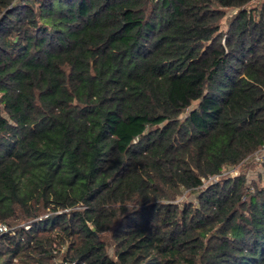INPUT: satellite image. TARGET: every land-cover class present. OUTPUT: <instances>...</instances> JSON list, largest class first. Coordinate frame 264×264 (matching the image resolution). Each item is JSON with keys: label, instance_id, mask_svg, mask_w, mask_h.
Masks as SVG:
<instances>
[{"label": "trees", "instance_id": "16d2710c", "mask_svg": "<svg viewBox=\"0 0 264 264\" xmlns=\"http://www.w3.org/2000/svg\"><path fill=\"white\" fill-rule=\"evenodd\" d=\"M263 145L264 0H0V264H264Z\"/></svg>", "mask_w": 264, "mask_h": 264}, {"label": "rangeland", "instance_id": "374dc122", "mask_svg": "<svg viewBox=\"0 0 264 264\" xmlns=\"http://www.w3.org/2000/svg\"><path fill=\"white\" fill-rule=\"evenodd\" d=\"M255 1V0H254ZM234 12L233 9L226 10V17L230 16ZM225 20V19H224ZM222 28H225V22L222 23ZM257 159V158H256ZM258 160V159H257ZM259 169V160H249L248 162L239 163L234 167L225 168L222 175L230 174L234 176L240 172H245L249 179L255 178L257 176V171ZM221 175L217 176L215 179H218ZM192 194L187 191H183V194L177 198L179 201L191 199ZM194 200V199H193Z\"/></svg>", "mask_w": 264, "mask_h": 264}, {"label": "built area", "instance_id": "2783aa9c", "mask_svg": "<svg viewBox=\"0 0 264 264\" xmlns=\"http://www.w3.org/2000/svg\"><path fill=\"white\" fill-rule=\"evenodd\" d=\"M261 151L264 152V145L261 147ZM255 157L258 159V160H262L263 158V154H256ZM217 176H212V177H209L208 180H216ZM5 230V225L3 223L0 222V233L3 232Z\"/></svg>", "mask_w": 264, "mask_h": 264}]
</instances>
